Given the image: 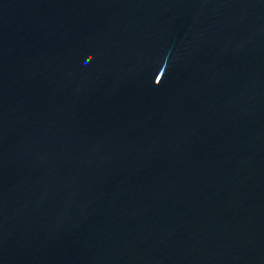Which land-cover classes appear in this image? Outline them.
<instances>
[{"label":"water","instance_id":"95a60500","mask_svg":"<svg viewBox=\"0 0 264 264\" xmlns=\"http://www.w3.org/2000/svg\"><path fill=\"white\" fill-rule=\"evenodd\" d=\"M0 264H264V0H0Z\"/></svg>","mask_w":264,"mask_h":264}]
</instances>
